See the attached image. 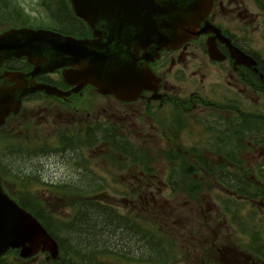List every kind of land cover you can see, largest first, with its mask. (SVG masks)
<instances>
[{"label":"flooded vegetation","instance_id":"obj_1","mask_svg":"<svg viewBox=\"0 0 264 264\" xmlns=\"http://www.w3.org/2000/svg\"><path fill=\"white\" fill-rule=\"evenodd\" d=\"M207 22L208 33L177 50L162 51L160 58L150 63L160 80L161 102H152V93L135 103L113 101L112 97L98 101L100 97L91 88L86 90L88 102L83 92L63 99L43 92L24 97L21 121L10 116L5 129L29 124L36 151L29 167L21 165L14 172L16 181L9 176L3 178L5 186L156 189L163 182H153L154 176L139 171L130 149L126 169H117L107 158L86 155L85 147L102 152L108 142L118 140L140 142L141 148L153 147L156 141L175 140L180 143L174 145L178 156L196 157L190 142L205 140L209 142L207 165L199 168L194 159V164L184 170L194 178L199 170L208 181L186 182L181 176L173 184L178 205L174 214L177 264H264L261 247L253 245L249 236L247 246L234 240L229 223L255 218L264 210V181L254 176L246 180L245 176L264 174V0H213ZM210 48L222 61L212 60ZM247 60L253 65L246 64ZM9 71H0V86H16L8 79ZM37 80L63 92L73 90L60 72ZM37 95L42 98L40 103L29 101ZM201 95L207 101L195 100ZM172 115L178 117L173 123L175 131L167 121ZM3 163L5 160H0ZM196 186L207 190L201 194L200 207L185 191ZM209 187L226 190L227 194L241 193V197L215 201L209 197ZM198 216L206 221L208 235H198L192 229ZM88 260L96 264L92 258Z\"/></svg>","mask_w":264,"mask_h":264},{"label":"water","instance_id":"obj_2","mask_svg":"<svg viewBox=\"0 0 264 264\" xmlns=\"http://www.w3.org/2000/svg\"><path fill=\"white\" fill-rule=\"evenodd\" d=\"M72 2L77 15L91 25L99 40L78 42L46 31H12L0 36V62L10 55L26 56L43 72L85 63L92 73L104 78L102 84L112 91L117 87L116 93L121 94L119 83L124 74L130 79L143 76L133 55L135 49L154 45L152 38L163 43L167 36L185 37L210 10L208 0ZM41 239L52 243L39 223L0 188V255L12 247H23L22 255L30 256L26 244L36 247Z\"/></svg>","mask_w":264,"mask_h":264},{"label":"rangeland","instance_id":"obj_3","mask_svg":"<svg viewBox=\"0 0 264 264\" xmlns=\"http://www.w3.org/2000/svg\"><path fill=\"white\" fill-rule=\"evenodd\" d=\"M18 5H20L23 9H25V11L27 10L29 12L31 11L30 6H33V8H36L35 7L36 5L34 3H32V0H19ZM37 17L44 19V16H42V17L37 16ZM5 154H6V156L9 157L7 160V165H8V168L12 172L16 171L17 167L19 168L21 165H24L26 167H29L31 165L29 157L25 159L26 163H20L19 161L16 160L17 158H13L14 154L11 151L5 152ZM9 159H12V162L9 163ZM116 194L119 195V191H113V193L109 192V194H107V197L104 198L103 200H101V202H103V201H106L107 203L113 202V200L115 198L119 197ZM36 195H38L40 197L43 196L42 193H39ZM89 207L90 206H86L85 208H83V214L85 215V217L80 215V220H82L81 226L84 227L83 229H81V232H79V234L77 232V234H76V231H73V232H71V235L66 234L67 235L66 237H68V238H65V240L69 242L68 246H69L71 251L76 250L80 253L82 251L81 254L85 257V259H84L85 261H86V259L90 258V256H91L90 254L94 251L93 250L90 252L91 249L88 248L89 246H87V244L88 245L93 244L94 239L101 240L103 243H105V242L108 244L110 243L112 245L111 247H114V248L126 249V248H130V247H134L135 250H133V253H136V252L139 253V251H141V249H137V247H136L137 245L139 246V248L146 247V246H144V243L140 242L138 239L134 240V239L127 238L124 234H122L124 231L121 232L120 233L121 235H119V237H118L117 232L112 231L111 228H103V227L99 228L98 227L99 229L98 228L95 229L93 226L97 222L96 213L94 212L93 207L92 208H89ZM167 208L171 209L169 214H173L172 205H168ZM55 209H56V212L60 213L61 215H64V214L74 215L75 214V212L72 209L67 208L66 205L64 206L63 203L61 206L55 207ZM89 210H90V212H89ZM80 227H78V229ZM114 232H115V235H114V237H112ZM98 236H99V238H98ZM70 238H71V241H70ZM118 241H121L120 247H116L118 245V243H117ZM130 250H132V249H129L128 251H130ZM87 252H89V253H87ZM133 253L129 252V254L134 256V257L139 256V254H133Z\"/></svg>","mask_w":264,"mask_h":264},{"label":"trees","instance_id":"obj_4","mask_svg":"<svg viewBox=\"0 0 264 264\" xmlns=\"http://www.w3.org/2000/svg\"><path fill=\"white\" fill-rule=\"evenodd\" d=\"M2 1H5V3L0 4V7L3 10V12L10 11L11 14H13V13L19 14L20 13L21 9H20V7H19V5H18V3H17L16 0H0V3ZM62 11H63V13H60V15L63 14L64 16H66V18L69 20L68 23L70 24L69 26L71 27V30L74 29L76 27V25H74V22H73L72 18L67 14V12H66L65 9H63ZM65 192L67 194H69V195L72 196V191H65ZM19 203L24 208H27L28 210L33 211L35 214L43 213V210L41 209V207L36 206L35 204L31 203V200H28V199H20ZM92 207L95 208L94 206H92ZM92 207H89V208H92ZM97 207L98 206H96V208ZM89 212H90V210H89ZM94 212L96 213V217H97V222L93 226L95 229H97L98 227L99 228L100 227H103V228H111L112 231L117 232L118 237H119V235H121L120 233L123 232V231H121V229L123 227H121V224H120L121 221H120V218L119 217L112 218V217L108 216L106 214V212L102 213V212H100L97 209H94ZM81 223H80V225L78 227L81 226ZM83 228H84L83 226H81L79 229L76 228L75 229L76 234H77V232L79 234V232H81V229H83ZM115 232L113 233L112 237H114ZM69 234L71 235V233H69ZM98 238H99V236H98ZM70 241H71V238H70ZM117 243H118V245L116 247H120L121 241H118ZM87 246H89L88 248H90L91 250H99V249H104V248L105 249L106 248H111L112 245L110 243L109 244L106 243V242L103 243L101 240L94 239V243L93 244H90V245L87 244ZM0 264H5V260H0Z\"/></svg>","mask_w":264,"mask_h":264},{"label":"bare ground","instance_id":"obj_5","mask_svg":"<svg viewBox=\"0 0 264 264\" xmlns=\"http://www.w3.org/2000/svg\"><path fill=\"white\" fill-rule=\"evenodd\" d=\"M73 249V248H72Z\"/></svg>","mask_w":264,"mask_h":264}]
</instances>
